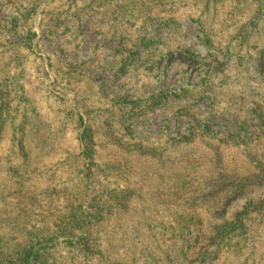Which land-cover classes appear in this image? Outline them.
<instances>
[{"label":"rangeland","instance_id":"rangeland-1","mask_svg":"<svg viewBox=\"0 0 264 264\" xmlns=\"http://www.w3.org/2000/svg\"><path fill=\"white\" fill-rule=\"evenodd\" d=\"M0 264H264V0H0Z\"/></svg>","mask_w":264,"mask_h":264}]
</instances>
